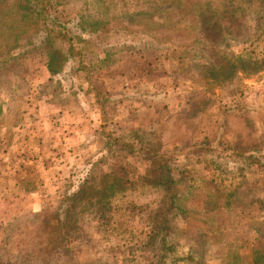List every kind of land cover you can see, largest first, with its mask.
<instances>
[{
    "label": "rangeland",
    "instance_id": "obj_1",
    "mask_svg": "<svg viewBox=\"0 0 264 264\" xmlns=\"http://www.w3.org/2000/svg\"><path fill=\"white\" fill-rule=\"evenodd\" d=\"M228 1L243 10L204 29L226 36L215 47L194 42L191 6L159 27L149 14L161 0H39L46 13L23 25L25 46L8 62L0 52V246L9 235L14 250L41 249L59 201L103 171L134 183L109 199L108 226L80 220L71 247L81 264H189V246L206 264H227L229 250L249 256L264 233V5ZM237 55L259 67L243 70ZM162 152L184 212L167 215L159 262V244L143 243L168 200L146 182L144 157Z\"/></svg>",
    "mask_w": 264,
    "mask_h": 264
},
{
    "label": "trees",
    "instance_id": "obj_2",
    "mask_svg": "<svg viewBox=\"0 0 264 264\" xmlns=\"http://www.w3.org/2000/svg\"><path fill=\"white\" fill-rule=\"evenodd\" d=\"M241 1L245 2L244 6L247 8L254 6L255 3L264 5V0ZM190 2V0H186L185 2L180 0H161L160 4L152 8L153 10L149 14L150 19L157 26L164 27L169 21L170 15H172L171 11H176L177 13L180 11H187L191 14L189 10V6H191L194 15L197 16L198 19L197 24L194 26H198L199 36L197 35L194 42L198 43L199 40L201 45L212 42L215 47H218L220 42L224 44V41L227 40L226 36L223 35L221 40L219 39L220 37L214 39L209 34H206L204 29L207 30L212 24L216 25L218 22L222 23L221 21L226 22L229 19L236 18L243 10L242 6L235 5L228 0H220L219 3L216 0H202L195 1L193 5H191ZM40 4L41 2H39V0H37L36 5H33L31 0H13V4L11 5L9 0H0V34L4 40L8 38L6 35L9 36V39L3 44L4 51H0L4 58L3 60L6 62L12 59V49H16L21 45L25 46V44L19 43L17 40L21 36L23 30H25L23 25L27 22H31V18L37 19L41 17L45 12L46 7H42ZM259 6L261 7V5ZM39 19L40 18H38V20ZM32 24L37 25V21L34 20ZM15 26L20 27V29H15ZM218 40L219 42L217 43L216 41ZM28 44H30V41ZM32 45L34 47L37 46L35 44ZM248 55L252 56L251 54ZM49 56L47 68L50 73H55L59 69V65L53 60L55 56L54 53H51ZM249 56L244 57L237 55L233 58L234 63L238 62L243 70H248L251 67H259L257 63L258 60L255 59L251 62ZM211 58L216 61V57ZM205 65H208V59L202 63V66ZM219 69L220 68L216 66L212 73V77L215 78L214 82L217 80L216 76L221 74ZM114 141L115 139L112 142ZM112 142L110 141L109 143L112 144ZM117 147L130 154L135 153L133 144L126 141H117ZM147 151L150 152V150ZM165 156V153L162 152L154 154L151 157H144L149 163L146 173L147 177L145 176L146 182L154 187H159L164 192L162 203L168 200L163 209L158 210L156 224L152 227L146 241L143 243V245L151 247H157L159 244L157 248L160 253L159 262H162L163 258L165 259V250L171 248V246L168 245L166 234V231L169 230V226L167 225L169 219H167V215L173 208L184 212L181 206L176 204L177 195L175 187H173L175 179L172 176L169 161L165 159ZM248 158L252 163L258 164L260 162L253 155H248ZM155 162L159 164L157 168L153 166ZM152 173H154V176ZM133 183L134 180L127 179V177H118L103 171L99 172V174L89 173V175L82 179L77 189L65 195L63 199L59 201L58 207L50 213V219L55 221L52 224L48 222L47 229L50 241H48L47 244L44 243L43 247H40L41 249L39 250L33 248L32 251L31 248H29L27 251L20 252V249L14 250L10 247V236L7 235L4 238L3 244L0 246V264H81L79 261L73 259L74 252L71 247V243L73 242L71 237L80 229V220L89 215L91 218L101 219L100 221H104L105 225L108 226V221L112 218L110 216L108 217L107 214L111 209L109 199L114 197L117 193L126 190L128 186ZM199 234L201 237H205L206 235L203 231H200ZM255 240L258 244L251 248L249 256H243L240 252L229 250L230 254H227V257H229L227 264H264V233H259ZM119 255H121L123 259L126 257L123 254ZM59 260L63 261L59 262ZM184 260L189 264H206L205 254L201 253L200 249L191 246H189ZM118 261L119 260L115 258L113 264H119L120 262Z\"/></svg>",
    "mask_w": 264,
    "mask_h": 264
}]
</instances>
